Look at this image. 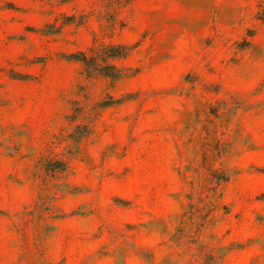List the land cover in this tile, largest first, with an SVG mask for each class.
Masks as SVG:
<instances>
[{
    "label": "rangeland",
    "instance_id": "rangeland-1",
    "mask_svg": "<svg viewBox=\"0 0 264 264\" xmlns=\"http://www.w3.org/2000/svg\"><path fill=\"white\" fill-rule=\"evenodd\" d=\"M261 1L0 0V264H264Z\"/></svg>",
    "mask_w": 264,
    "mask_h": 264
},
{
    "label": "trees",
    "instance_id": "trees-1",
    "mask_svg": "<svg viewBox=\"0 0 264 264\" xmlns=\"http://www.w3.org/2000/svg\"><path fill=\"white\" fill-rule=\"evenodd\" d=\"M257 16L260 19H264V0H262L259 5ZM127 55H128V50L125 46L105 45L98 50L92 48L90 54L91 57L90 60L86 59L84 55H82V58H77V59L84 64L85 72L88 77L102 76L114 82L123 78L124 75L120 69L116 68L111 63L110 60L115 58H124ZM111 103H117V102L115 101L103 102L102 106H107L110 105ZM49 170L52 172L62 171L64 170V166L60 165L57 167L49 168Z\"/></svg>",
    "mask_w": 264,
    "mask_h": 264
}]
</instances>
